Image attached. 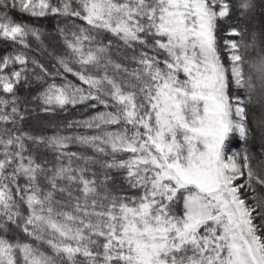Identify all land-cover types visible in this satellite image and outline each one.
Here are the masks:
<instances>
[{
  "label": "snow or ice",
  "instance_id": "obj_1",
  "mask_svg": "<svg viewBox=\"0 0 264 264\" xmlns=\"http://www.w3.org/2000/svg\"><path fill=\"white\" fill-rule=\"evenodd\" d=\"M0 42V264H264V0H0Z\"/></svg>",
  "mask_w": 264,
  "mask_h": 264
},
{
  "label": "trees",
  "instance_id": "obj_2",
  "mask_svg": "<svg viewBox=\"0 0 264 264\" xmlns=\"http://www.w3.org/2000/svg\"><path fill=\"white\" fill-rule=\"evenodd\" d=\"M18 18H22L24 20H27L28 17H18ZM40 23L43 25V28L45 30L46 33H48V35L45 36L44 38V43L45 45L49 48V50H55V52L57 54L62 53L65 49H64V45H63V40L59 37L55 36L54 30L52 28V21L48 20V21H40ZM32 45H33V49L31 52H29L30 56H36L38 59L41 60V62L47 64H51L54 63V60H52V58L50 56H48L46 53H41L39 48H38V42L36 41H32ZM7 47V45H5L3 42H0V51H3L5 48ZM70 80H75L74 77H72L69 74L68 77ZM240 93H243V90H239ZM36 92V89L33 88L31 93H29L28 91H26L24 88H21L20 90V95L21 96H30V95H34ZM258 102V101H256ZM259 104V103H258ZM255 101L253 103V105L250 108V119H249V123L250 125H252L255 129V122L252 119V113L255 110ZM90 112H85L82 108V106H77L76 108H69L67 112H60L58 114H56L54 117H49L43 113H35L34 115L36 116L35 119L31 120L30 126L37 131L41 130V125H43V127L45 129H47L49 132L52 131V129L48 126V121L49 119H51L53 121V123H59L60 125H63V123L65 121L68 120H73V119H83L86 118L88 115H90ZM69 132H78V133H86L88 132V130L85 129H73V130H68ZM257 132V131H256ZM257 136V133H256ZM255 143L258 145L259 142H257V140L255 141ZM241 145L239 144V142H234V147L239 148ZM72 150H77L75 147H73Z\"/></svg>",
  "mask_w": 264,
  "mask_h": 264
},
{
  "label": "rangeland",
  "instance_id": "obj_3",
  "mask_svg": "<svg viewBox=\"0 0 264 264\" xmlns=\"http://www.w3.org/2000/svg\"><path fill=\"white\" fill-rule=\"evenodd\" d=\"M258 101V100H257ZM259 102L255 101V110L252 113V119L254 120L255 124L258 122L262 117H264V110L261 109L260 105L258 104ZM257 142H259V132L257 130Z\"/></svg>",
  "mask_w": 264,
  "mask_h": 264
}]
</instances>
